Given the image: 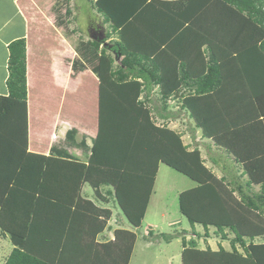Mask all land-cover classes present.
<instances>
[{
	"label": "trees",
	"instance_id": "trees-1",
	"mask_svg": "<svg viewBox=\"0 0 264 264\" xmlns=\"http://www.w3.org/2000/svg\"><path fill=\"white\" fill-rule=\"evenodd\" d=\"M147 1L95 0L93 3L110 27V34L103 32L105 40L115 45L121 56L123 53L125 56L116 69L109 72L110 61L107 72L113 79L112 90L116 91L113 98L117 97V100L109 99L100 108L98 133L92 141L87 162L56 146L48 155L28 151L25 39L9 43V73L5 82L8 93L0 95V227L9 234L13 247L4 264H128L135 233L116 229L114 240L97 243L95 236L104 229L108 215L103 220L91 222L95 218L102 219V210L91 200L83 198L81 189L87 183L99 197L100 186L108 185V194L114 193L121 202L119 190L126 181L124 174L127 170L131 171L130 174L135 171L128 167V163L134 154L133 143L137 142L135 133L145 116L144 111L136 113V107L137 110L146 108L154 86H158L160 98L165 101L162 105L164 112L159 115L166 120L177 118L175 112L167 109V99L175 95L182 84L193 89L181 96L179 110L188 112L189 118L194 121V128L201 131V137L211 139L215 147L223 149L225 160L222 168L233 176L227 179L222 175L220 179L231 191L237 192L245 206L264 216V93L259 90L263 81L253 70L254 64L247 63L250 60L245 52L248 50L254 58L261 56L264 59V0H213V4L222 1L225 6L228 5L227 20H236L238 24L235 26H239L245 35L235 38L241 43L246 41L245 44L233 45L223 51L207 36L195 31L196 19L212 6L209 3L153 54L131 51L121 39L127 34L122 27ZM67 13H70L68 9ZM217 19H220L219 24L209 20L216 23L213 24L215 26L231 29L222 14ZM111 34L116 36L114 42L107 40ZM163 41L160 39L158 43ZM99 44L98 40L92 39L90 47L96 48ZM105 49L108 50L103 47L102 53ZM205 50L207 53H204ZM91 54L90 51L92 60ZM105 60L101 57L92 62L93 72L99 74L103 81L105 74L101 63ZM125 85H131V88H125ZM133 87H136L135 95L128 91ZM140 94L142 99H139ZM7 113H11L8 117H16L17 123L14 127L12 123L5 133L1 122ZM130 119L135 124L131 127L132 132L131 128L124 129ZM125 131L129 136L126 147ZM75 133L74 128L68 130L66 138L73 140ZM164 138L160 140L158 152L166 151L163 149ZM80 145L84 146L83 141ZM164 145V148L174 151V148L171 150ZM178 147L181 148V145ZM196 150L197 153H193L188 161L204 163L199 150ZM163 160L165 156L159 155L157 161ZM210 161L214 165L219 163L215 157ZM233 166L237 169L236 175ZM145 173L143 170L141 177L146 178L150 188L156 169L150 177ZM254 185L260 187L259 191L248 190ZM149 188H138L142 190L139 194L147 195ZM137 203L125 202V206L135 214L129 216L135 226L141 225V216L137 215L143 213ZM178 207L193 231L194 225L200 224L207 236L212 226L222 239L229 240L231 247V251L220 245L215 251L209 246L199 249L194 239L185 241L182 238V264H264V241H253L258 232L254 235L239 232L213 182L198 181L193 187L182 190L178 195ZM226 230L233 234L232 238H228ZM146 231L148 236L153 234L150 229ZM164 238L167 242L170 239L167 235ZM237 245L243 253L238 252Z\"/></svg>",
	"mask_w": 264,
	"mask_h": 264
},
{
	"label": "rangeland",
	"instance_id": "rangeland-1",
	"mask_svg": "<svg viewBox=\"0 0 264 264\" xmlns=\"http://www.w3.org/2000/svg\"><path fill=\"white\" fill-rule=\"evenodd\" d=\"M88 1L90 4L91 1L87 0V2ZM211 3L212 6L210 8L208 7L204 11V13H201V15H198V18L196 19L197 22L195 24L199 25L202 29L201 31H203V32L200 31L199 32L201 33L202 36H207L209 39H211L220 47L223 46V43H221V40L223 39L225 40V42H229L230 40L232 41L235 40V43H237L238 39H236L235 36L241 38L244 37L245 34L243 35V32L239 30V26H235V24H238L235 19H232V21L227 20L226 13H228V10L226 9V6L228 5L225 6V4L222 1L221 2L219 1L217 5H216L217 1L214 4L213 1ZM64 5H66L65 9H68V11H70V13H67L66 15L67 18L69 17V20L71 21L73 26H76V29L78 31L83 32L88 37L89 46H91L90 44H92V37H91L92 31L89 28L91 27V24L97 23L98 25H101L102 27L101 30H103V32L105 31L110 34L109 24L105 22L104 16L101 13H98L94 8V6L91 7L93 9L92 11V9L89 7L91 5L89 6L84 5L79 0H68V3L66 0H59V7ZM218 5H220L221 7L220 9H216ZM220 14H222L223 20H226L225 23L231 27L230 30H228L226 27L222 25H217V26L213 25L216 23L219 24L220 19L217 18H219ZM209 19L216 21V23H212L211 20ZM212 25L214 27H211ZM221 26L224 27L225 29L224 31L221 30L223 29L221 28ZM92 33L95 34L96 37L100 36L101 34V33L100 34L97 33V31H94ZM115 39H116L115 34H111V37L107 38L109 42H114ZM239 42L236 45L239 46L240 45ZM102 44L103 43L100 42V44L96 48L89 47L92 53L91 54L92 61L87 62V64L83 63V61H81L80 63L76 62L77 64L75 65V67H76V71H78L77 69H80V65H84L85 67L87 66L91 67L93 65L92 63L93 60L96 61L97 58L105 57L106 62L102 61L101 63V70L105 74L103 75L105 80L103 81L102 77H100L99 74L97 77L98 79H100V81H103V83L106 82L107 83L106 85L108 87H111L113 83V79L110 77L109 72L112 71V69L113 70L116 69L119 61L122 58H124L125 55L123 53V55L120 57L119 60H115L114 55L110 50L105 49V52L103 51L104 53H102L101 51L103 49ZM204 53H207V51L205 50ZM110 63L111 65L109 68ZM108 68H109V72H107ZM40 72H35L34 74H32V77H34V85L32 86L33 105L37 103L36 98H37L38 84H39V78H37V76L41 75ZM92 74L93 73H82L80 76L77 77L75 89L70 91V93H65L64 99L61 102L60 111L62 114H64L66 112V109L68 108L69 118L74 119L75 120L74 123L75 122L76 124L85 123L87 124V126L92 125L94 128H96L97 114L100 113V111L97 112L98 107L96 100V97L98 96L99 83L95 79L96 76ZM35 77L37 79H35ZM48 84H50V81H48ZM52 87L54 88V86ZM127 87L131 88V85L128 86L125 85V88ZM135 88L136 87H133L132 90H128V91L132 92L135 95L136 93ZM158 90H159L158 86H154L153 92L149 97L150 99L147 100L149 102L146 101L147 105L146 108H144V110L143 108L137 110L138 107H136V111L138 112L136 111L135 112L138 114L145 112V116L143 118L144 121H142L140 124V129H138L137 132L135 133V137L137 136V142L136 144L133 143L135 150H134V154L131 155L130 161L128 163V167L135 169V171L134 174H130L131 171L127 170V173L124 174L126 181L123 183V185L120 183L121 187L119 193L121 194L122 197V200L120 201L138 202L137 206H139L140 208L139 211H141L142 209L146 210V208H148V211L146 212L147 215L146 220H150L156 223L154 234L160 237V239L163 238L162 241L164 243L166 242V238H164V236L167 235L170 237L171 244H169L168 247L172 251H175L176 248H179V250L181 249L182 238H184L185 241L194 239L196 247L201 248L204 247V245L206 244L205 241L208 236L212 237L214 241L216 240L218 241L222 239L221 236H219L220 233H217L215 228L210 226L208 229V236H205L204 229L200 224H195L193 231L186 217L182 215L179 211L178 193L183 188L188 189L193 187L196 183H198V181L201 182L211 181L216 185L219 194L221 195V198L225 202V206L228 207L230 213L232 214V218H234V220L236 221L235 224L236 226L238 225L237 228L239 232H241L242 234L251 233L253 235L258 232L253 238V241L255 243L263 242L264 216L260 215L257 211H254L253 209H249V207L245 206L240 201L237 192L231 191L230 187L220 179L222 175H225L227 179H231L233 176L231 172L229 173L224 168H222L223 162L225 160V156H224L225 154L224 155L222 154L223 149L220 148L222 150L221 151L220 149H218V146L215 147L211 139L201 137V131L199 129L194 128V121L193 119L189 118L188 112L185 109L179 110L178 104L181 96L184 94L191 93L193 89L186 84H182L178 92L175 95H171L167 99L166 107L169 111L175 112L174 114L175 116H177L175 120H169V119L166 120L160 117L159 114L164 112L162 110V105L165 103V101L163 102L161 100ZM115 93L116 91L114 92V94ZM60 94L58 96L59 100H60L59 98ZM102 95H105V92ZM44 98L45 96L42 98L43 100L42 104H44L45 102L47 105H51L53 100H55V96L53 97L48 96L47 98L45 99ZM10 114L11 113H7V116H4L1 122V125L4 126L3 131L5 133L11 127L12 123H13V127L17 123L16 117H8L10 116ZM7 117L8 119H6ZM132 122L133 121L130 119V121L125 123L124 129L135 126V124ZM130 131L132 132V128L130 129ZM79 136L80 135L76 133L74 135L73 140L64 137L61 141L63 143L58 146H63V149H66V146H68L71 148L70 149L71 151L73 150L72 147H77L78 149L81 148L85 149L84 146L77 144L78 141L80 140ZM123 138L125 144L124 147H126L129 139V136L126 133V131L123 133ZM162 138H164L165 140L164 143L170 149L174 148L173 152L164 148L165 146L164 143H163V149H165L166 151L161 150L163 151V153L161 151L158 152V149L161 145L160 140H162ZM76 144L77 146H75ZM178 145H181V148L178 147ZM186 145L188 147H186ZM196 149L199 150L200 156L205 161L204 163L202 162L196 163V160H194V162L188 161V158L190 159V156L193 155V153L195 154L197 153ZM161 154L165 156V160L158 162L157 158ZM85 157L84 160L88 161V159H86ZM123 157H125V154H123ZM213 157L219 160L218 161L219 163H217V165H214L210 161V159ZM155 169H156L155 178L152 180L151 187L149 188L148 181H146V178L141 177V174L143 173L144 170L146 172L145 175L150 177L151 172H154ZM233 169L235 174L237 169L234 168V166ZM189 176H191V178ZM193 178L197 181H195ZM244 179L245 177L241 179L243 185H244ZM82 187H83L82 190L84 189V192H87V194L84 193L85 197L87 198L88 196L91 201L93 199L94 201L92 202L107 203V206L103 208H99L102 210V212H100L102 213V217H100L102 219L95 218L91 222H96V220H103L106 217V215H108V219H109L111 209L108 206L113 205V203L110 202H119L116 199L115 197L116 195L114 193L112 195L108 194L109 186L108 185L100 186L99 193L101 195L99 197L96 195L93 188H91L87 183H84ZM125 187H127V189H125ZM135 187L137 189V194ZM140 187L144 189L149 188L147 190V195L145 193L142 195L139 194L142 191V190H138V188ZM259 188H260L259 186L254 185L251 189L248 190H250L251 192H257L259 191ZM148 202L150 204H148ZM167 211L169 212L168 214ZM161 212H163V217L160 215ZM90 217H92L91 214ZM86 220L84 222H86ZM89 220H91V218ZM144 226L145 223H143L141 226L142 231H144L143 229ZM196 232L198 234H195ZM226 232H228V230H226ZM144 233H147V231L145 230ZM227 234H228V238H232L233 236L232 233L228 232ZM101 238H104V236H102ZM245 239L248 240L249 238L245 237ZM225 245L229 249L231 248L229 243L228 244L225 243ZM138 246L141 249L143 248V246L140 244ZM214 246H216V244ZM12 247L13 245L9 239V234L4 232L0 227V263L1 262H3V264L5 263L4 261H6L8 255L12 250ZM237 250L239 253H243V250L239 246L237 247ZM148 251L149 249L147 250L143 249L137 253L143 254V256L145 255V259L149 261L148 263L151 264L150 255ZM135 258L136 255L133 258L132 264L137 263V260Z\"/></svg>",
	"mask_w": 264,
	"mask_h": 264
},
{
	"label": "crops",
	"instance_id": "crops-1",
	"mask_svg": "<svg viewBox=\"0 0 264 264\" xmlns=\"http://www.w3.org/2000/svg\"><path fill=\"white\" fill-rule=\"evenodd\" d=\"M66 1L68 3V0ZM79 1L84 5H91L89 6L91 8L94 6L95 0H90V4L87 0ZM212 1L148 0L130 21L122 27L127 34L125 37H121V39L131 51L153 54L157 48L163 46L167 40L177 34L178 31L186 26L190 20L196 17ZM65 6L59 7V0H0V95L8 93L5 83L9 73L8 45L13 40L24 38L26 47L28 151L48 155L53 146L63 148V146L58 145L63 143L61 141L66 137L67 131L74 128L76 133L80 135V140L77 144L83 141L85 149L72 147L73 150L71 151V148L65 145L66 150L74 158L87 162V160H84V157L86 156L85 158L88 159L92 141L98 133L100 113L97 114L96 128L92 125L87 126L85 123L76 124V122L74 123V119L69 118L68 108L64 114L60 111L64 95L75 89L78 76L82 73H93L99 83L98 96L96 97L97 112L107 104L109 99L110 101H116L117 97L113 98V95H115L112 90L113 87H108L106 82L100 81L97 77L98 75L93 72L92 66L85 67L83 65L82 68L80 67L76 71L75 65L77 63L83 61V63L87 64V62L92 61L90 58L91 50L88 45V37L83 32L78 31L76 26H73L69 20V17L67 18ZM220 8L218 5V9ZM211 27L214 26L212 25ZM194 29L196 32H203L197 24H195ZM160 39L164 40L163 43H158ZM245 42L242 43L245 44ZM221 43H223V46H217L221 50L227 51L233 45L235 46L238 41L237 43H235V40L225 42L223 39ZM242 43L239 42V44ZM245 52L247 58L250 60V62L247 60V63L252 62L251 64H254L253 70L255 69L258 72L261 82L263 81L259 90L264 93V59L261 56L254 58L250 54L252 52L248 50ZM35 72H40L41 75L37 76L39 78L37 103L33 105L32 86L34 85V77H32V74ZM37 78L35 77V79ZM48 81H50V84H48ZM104 92L105 95H102ZM59 94L60 100L58 99ZM44 96L45 98L55 96V100H53L51 105H47L45 102L42 104ZM139 99H142V94H140ZM106 108L105 110H108ZM214 186L216 187L215 184ZM84 193L87 194V192H84V189H81L82 197L86 198ZM86 199L90 200L88 196ZM92 201L94 200L92 199ZM92 203L98 208L107 206V203L104 202ZM110 203H113V205L108 206L111 209L110 217L106 220L104 229L96 235L95 241L97 243L105 244L114 240V231L116 229L132 231L135 233L136 238L128 264H132L135 255L136 264H150L145 259V255L137 253L143 249H149L148 253L151 264H180L182 245L180 250L176 248L175 251H172L168 247L171 244V239L164 243L162 241L163 238L156 237L154 234L156 223L146 220L148 208L146 210L143 209V213L137 215L141 216L139 217L141 218V225L138 227L130 221L129 216L135 214L133 210L125 206V202ZM148 204L150 203L148 202ZM160 215L163 217V212ZM143 223H145L144 231L150 229L152 230V235L148 236L141 230ZM102 236L104 238H101ZM205 243L204 247H198L205 249L209 246L215 251L218 250V246L220 245L226 251H231V248L229 249L225 245V243H229V240L226 239L214 241L212 237L208 236ZM139 244L143 246L142 249L139 248ZM215 244L216 246H214ZM1 263L3 264V262Z\"/></svg>",
	"mask_w": 264,
	"mask_h": 264
},
{
	"label": "water",
	"instance_id": "water-1",
	"mask_svg": "<svg viewBox=\"0 0 264 264\" xmlns=\"http://www.w3.org/2000/svg\"><path fill=\"white\" fill-rule=\"evenodd\" d=\"M91 37L94 40H98L99 42L103 43V47L107 48L108 50H110L113 55L115 60H119L121 57V54L119 52V50L116 48L115 45L109 44L106 40H105V36L103 35V32L100 34V36L96 37L95 34L91 33Z\"/></svg>",
	"mask_w": 264,
	"mask_h": 264
},
{
	"label": "flooded vegetation",
	"instance_id": "flooded-vegetation-1",
	"mask_svg": "<svg viewBox=\"0 0 264 264\" xmlns=\"http://www.w3.org/2000/svg\"><path fill=\"white\" fill-rule=\"evenodd\" d=\"M89 28L92 32L97 31V33H99V34L103 32V30H101L102 29L101 25H98L97 23L91 24V27H89Z\"/></svg>",
	"mask_w": 264,
	"mask_h": 264
}]
</instances>
